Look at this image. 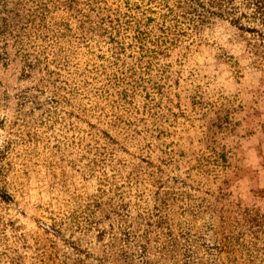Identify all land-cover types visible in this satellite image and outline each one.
Here are the masks:
<instances>
[{"label": "rangeland", "instance_id": "1", "mask_svg": "<svg viewBox=\"0 0 264 264\" xmlns=\"http://www.w3.org/2000/svg\"><path fill=\"white\" fill-rule=\"evenodd\" d=\"M144 1L159 85L107 18L0 0V264H264V16Z\"/></svg>", "mask_w": 264, "mask_h": 264}, {"label": "trees", "instance_id": "2", "mask_svg": "<svg viewBox=\"0 0 264 264\" xmlns=\"http://www.w3.org/2000/svg\"><path fill=\"white\" fill-rule=\"evenodd\" d=\"M67 1L69 13L72 14L74 13L73 10H76L81 16L86 15L87 18L85 20L83 18L79 19V23L89 35L97 32L100 29L99 27L102 26L103 20L105 18L108 19L107 21L111 28L108 38L111 40L116 39L117 41L120 38L119 42L122 44L128 42V47L132 48V53L129 56H135L138 61L137 64L141 68L140 77L142 72L146 75H151L152 80H156L154 81L155 84H158L159 78L165 79V71L163 69L161 72L160 70L157 71V64H160V60L167 56L166 49L168 50L170 45L174 43L173 37L170 36L173 33L172 29L165 26L167 17L171 13L168 5H165L167 8L163 6L166 9L162 13L156 11V6L151 8L149 3H145L144 0H114L112 2L108 0ZM81 4H83V8ZM254 4L259 15L264 16V3L262 0H254ZM91 12L96 14V19L90 18L89 13ZM100 13H105V15ZM86 23L90 24V28L85 25ZM233 23L237 24L242 30L254 31L249 27L240 25L241 23L237 20H233ZM105 31L107 32L106 27ZM113 31H115V34H113ZM143 63L145 66L142 65ZM132 67L134 68V66ZM2 157L3 152L0 149V161Z\"/></svg>", "mask_w": 264, "mask_h": 264}]
</instances>
